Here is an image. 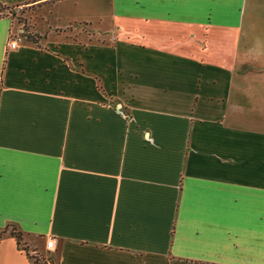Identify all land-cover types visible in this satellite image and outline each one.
<instances>
[{"label":"crops","instance_id":"1","mask_svg":"<svg viewBox=\"0 0 264 264\" xmlns=\"http://www.w3.org/2000/svg\"><path fill=\"white\" fill-rule=\"evenodd\" d=\"M48 2L106 38L0 15V264H264V0Z\"/></svg>","mask_w":264,"mask_h":264},{"label":"rangeland","instance_id":"2","mask_svg":"<svg viewBox=\"0 0 264 264\" xmlns=\"http://www.w3.org/2000/svg\"><path fill=\"white\" fill-rule=\"evenodd\" d=\"M48 4V0L29 1L17 6V9L13 6L0 4V15L6 13L11 17L13 21L12 30L14 33H18V31H16L18 27L21 29L22 34L34 33L38 38L41 37L40 34L46 35L49 31H55L56 33L62 31L66 33L70 32V36L73 38L82 33L83 38L88 41L106 38L105 35L101 33V30L105 29L101 28L106 21H102L101 23L93 21L82 25L67 23L68 20L64 19L66 15L63 16V14H60L61 18H54ZM27 248L29 250L33 249V252H28V254L31 255L30 261L36 264H54L49 252L45 253L35 249V247Z\"/></svg>","mask_w":264,"mask_h":264},{"label":"built area","instance_id":"3","mask_svg":"<svg viewBox=\"0 0 264 264\" xmlns=\"http://www.w3.org/2000/svg\"><path fill=\"white\" fill-rule=\"evenodd\" d=\"M21 40V36L18 33H15L13 35H9L8 41H7V46L9 48H14L18 41ZM45 247L49 250H52L54 248V241L52 237H47L45 241ZM31 264H36L35 262L31 261ZM46 264V263H45ZM49 264V263H47Z\"/></svg>","mask_w":264,"mask_h":264},{"label":"trees","instance_id":"4","mask_svg":"<svg viewBox=\"0 0 264 264\" xmlns=\"http://www.w3.org/2000/svg\"><path fill=\"white\" fill-rule=\"evenodd\" d=\"M21 35H23L24 38L27 41H31V42H35L36 41L34 33H23V34L21 33ZM10 233L14 236V238L16 240V243L19 244V241H20V233H19V231L11 230ZM34 260H36V259H34Z\"/></svg>","mask_w":264,"mask_h":264}]
</instances>
